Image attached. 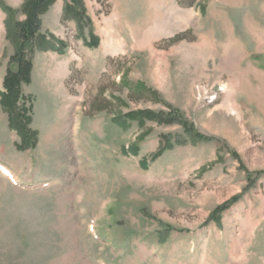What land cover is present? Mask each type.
Returning <instances> with one entry per match:
<instances>
[{
    "label": "rangeland",
    "instance_id": "rangeland-1",
    "mask_svg": "<svg viewBox=\"0 0 264 264\" xmlns=\"http://www.w3.org/2000/svg\"><path fill=\"white\" fill-rule=\"evenodd\" d=\"M69 3L12 111L0 8V264H264V0Z\"/></svg>",
    "mask_w": 264,
    "mask_h": 264
},
{
    "label": "trees",
    "instance_id": "trees-1",
    "mask_svg": "<svg viewBox=\"0 0 264 264\" xmlns=\"http://www.w3.org/2000/svg\"><path fill=\"white\" fill-rule=\"evenodd\" d=\"M56 1L57 0H26L22 7V13L25 15L26 19L20 23L13 22L12 18L15 14V11L0 1V8L9 15V37L11 40H13L16 47V54L12 59V64L16 65L17 70L14 71L10 67L4 81L5 87L7 88V93H4L3 96L5 99V103L9 105L11 111L15 108L17 99L20 96L21 83H29L31 80L33 64L32 61L27 59L26 52L34 50L35 47H37L38 50L42 52L55 51L59 54H63L65 52L66 45L64 42L58 40L54 36L49 38L48 34L41 33V16L46 14L50 10V8L56 3ZM64 18L76 20L81 24H83L84 22L87 23L88 18L86 17V13L84 10L83 0H70V3L67 4L64 9ZM91 39L93 41H90L88 43V46L95 47L98 44V39L94 36H91ZM178 40L179 38L174 39L173 43ZM139 89H145L143 83L137 84L136 87L132 90L133 92H135ZM127 117L131 120H150L162 124H171L169 120L165 119L164 115L156 114L150 111L130 112L127 114ZM18 122L20 123L22 129L25 131V138L29 137L25 136L28 133H32V136H36V133L31 132L27 129L28 123L31 122V119L29 117L26 120V124H23L22 121ZM196 136L200 137L199 135ZM29 140L30 138L25 139L27 143H29ZM250 181L252 182V180ZM238 199V197L234 198L232 201L218 207L214 211L212 218L215 219L222 212L229 209L232 204L238 201Z\"/></svg>",
    "mask_w": 264,
    "mask_h": 264
}]
</instances>
